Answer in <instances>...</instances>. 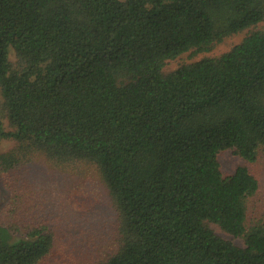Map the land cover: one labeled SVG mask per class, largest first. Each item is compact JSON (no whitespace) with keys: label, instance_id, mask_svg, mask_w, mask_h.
I'll return each mask as SVG.
<instances>
[{"label":"trees","instance_id":"trees-1","mask_svg":"<svg viewBox=\"0 0 264 264\" xmlns=\"http://www.w3.org/2000/svg\"><path fill=\"white\" fill-rule=\"evenodd\" d=\"M0 96L12 188L33 151L97 167L118 220L99 264H264L259 180L218 160L264 146V0H0ZM3 215L0 264L46 263L56 233Z\"/></svg>","mask_w":264,"mask_h":264},{"label":"rangeland","instance_id":"rangeland-1","mask_svg":"<svg viewBox=\"0 0 264 264\" xmlns=\"http://www.w3.org/2000/svg\"><path fill=\"white\" fill-rule=\"evenodd\" d=\"M243 33L225 38L210 51L190 57L186 53L168 61L165 68H175L183 62H190L205 56L218 55L238 42ZM10 58L15 59L13 51ZM0 119L5 129H11L5 110L1 108ZM17 141L11 138L0 140V153H17ZM30 157L19 166L12 188L7 181L10 174L0 164V216L24 219L36 226L45 224L56 236L51 254L44 264H99L117 248V241L110 235L117 225L116 213L107 186L95 164L79 161L63 167L54 164L46 156L31 152ZM223 174L234 171L238 165H246L259 180V188L247 203L248 217L264 219V146L258 149L254 161L248 162L232 149L218 154ZM24 178V180H22ZM213 230L238 245L242 238L233 237L217 224L210 223ZM111 232V233H110Z\"/></svg>","mask_w":264,"mask_h":264}]
</instances>
